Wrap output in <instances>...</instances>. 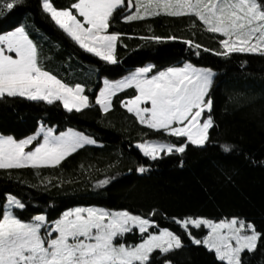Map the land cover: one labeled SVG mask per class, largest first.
<instances>
[{
  "label": "snow or ice",
  "instance_id": "6c2138e0",
  "mask_svg": "<svg viewBox=\"0 0 264 264\" xmlns=\"http://www.w3.org/2000/svg\"><path fill=\"white\" fill-rule=\"evenodd\" d=\"M22 4L23 0H0V18L11 16ZM38 6L63 38L78 46L77 51L106 65L120 62L117 45L124 34L111 30L114 19L139 21L161 14L194 18L191 26L217 34L219 48L176 35L142 39L157 43L183 39L196 56L201 49L224 58L234 53L264 56V0H69L66 5L38 0ZM41 50L27 23L9 24L8 30L0 31V100L19 98L62 107L68 113L88 109L91 99L85 94V84L70 83L54 74L42 63ZM247 63L243 61L242 66ZM215 75L212 67H198L190 61L163 68L147 63L120 79L105 78L94 93L95 104L109 113L117 93L133 89L132 95L120 100L121 107L140 125L175 137V141L144 139L136 141L135 147L152 161L177 153L183 157L189 146L202 149L213 142ZM99 143L84 131L70 127L57 134L53 126L41 122L21 138L0 134V170L11 178L14 169L57 168L78 150ZM219 146L225 153L236 150L229 143ZM150 167L140 163L128 172L143 174ZM115 180L116 176L106 175L94 187ZM0 198V264H178L176 257L186 247L185 234L193 245H203L214 254L218 264H250L264 249V230L237 214L213 219L164 213L182 229L177 232L157 222L156 208L142 214L128 208L76 206L54 219L42 211L25 219L17 212L27 208L18 194L5 191ZM193 228L207 231L198 236ZM137 232L138 239L130 243L128 235Z\"/></svg>",
  "mask_w": 264,
  "mask_h": 264
},
{
  "label": "trees",
  "instance_id": "16d2710c",
  "mask_svg": "<svg viewBox=\"0 0 264 264\" xmlns=\"http://www.w3.org/2000/svg\"><path fill=\"white\" fill-rule=\"evenodd\" d=\"M68 2L55 0L57 5ZM193 19L164 14L139 21L114 19L111 30L124 34L117 45L120 62L106 65L83 50L77 51L78 46L65 40L45 18L38 0H23L11 16L0 18V31L8 30L9 24L27 23L32 38L41 45L42 63L67 82L84 83L85 94L91 99V106L82 113H68L62 107L19 98L0 100V134L21 138L34 132L42 122L53 126L56 132L71 127L92 134L101 142L78 150L57 168L14 169L11 178L0 170V193L18 194L27 205L25 210H17L18 215L27 219L42 211L54 219L66 208L89 205L128 208L142 214L156 208L157 222L177 232L182 229L166 219L164 213L169 217L202 215L213 219L237 214L264 230V56L234 53L224 58L202 49L196 56L183 39L160 43L142 39L176 35L208 48H219L217 34L192 27ZM245 60L248 63L242 66ZM184 61L212 67L216 73V126L210 130L213 142L202 149L189 146L183 157L177 153L152 161L140 153L135 142L175 141V137L140 125L121 107L120 100L132 95L133 89L117 93L115 107L109 113L100 111L94 93L100 78L118 79L147 63L163 68L180 66ZM223 143L235 145L236 150L223 152L219 146ZM140 163L151 167L143 174L128 172ZM106 175L116 176V180L94 187ZM206 231L193 228L198 236ZM138 236V232L129 234L127 239L131 243ZM184 240L186 247L176 257L178 264H218L203 245H193L186 234ZM250 264H264V249L251 258Z\"/></svg>",
  "mask_w": 264,
  "mask_h": 264
},
{
  "label": "rangeland",
  "instance_id": "374dc122",
  "mask_svg": "<svg viewBox=\"0 0 264 264\" xmlns=\"http://www.w3.org/2000/svg\"><path fill=\"white\" fill-rule=\"evenodd\" d=\"M182 65V64H181ZM180 65V66H181ZM135 69H133V70H131V71H134ZM127 75V74H126ZM125 76V75H124ZM123 77V76H122ZM122 77H120V78H122ZM120 78H118V79H120ZM105 78H100V84H99V86H98V88H97V90H96V93H98V91H99V88L100 87H102L103 86V80H104ZM40 125V124H39ZM47 126V125H46ZM39 127V126H38ZM67 129H65L64 131H66ZM57 134H59V132H56ZM40 139H42V136L41 137H39ZM76 207V206H75ZM206 229V228H205ZM207 230V229H206Z\"/></svg>",
  "mask_w": 264,
  "mask_h": 264
}]
</instances>
